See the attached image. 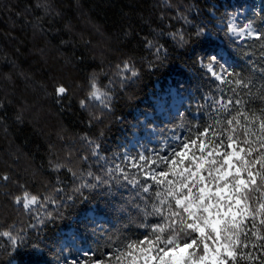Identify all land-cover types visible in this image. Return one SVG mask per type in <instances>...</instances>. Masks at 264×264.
I'll return each mask as SVG.
<instances>
[{
	"label": "trees",
	"instance_id": "trees-1",
	"mask_svg": "<svg viewBox=\"0 0 264 264\" xmlns=\"http://www.w3.org/2000/svg\"><path fill=\"white\" fill-rule=\"evenodd\" d=\"M228 11H235L228 0H0V177H8L0 179V264L9 260L11 264H76L68 257L74 251L67 248L65 253L58 246L60 232L69 226L91 252L78 264L97 260L117 264V256L122 257L119 264H156L160 249L173 247L167 243L174 235L170 225L181 217L171 214L180 212L185 221H192L167 195V181L178 180L176 173L185 167L195 170L198 161L192 155L178 163L161 184L134 174L116 156L134 124L153 112L152 97L167 82L190 91L189 107L166 123L184 133L186 140L199 137L207 143L201 133L209 128L223 130L225 121L233 117L245 125L240 113L249 120L253 114L264 118V40L233 41L211 14L218 21L220 16L227 18ZM246 19L264 32V8ZM219 48L230 58L222 62L223 70L235 74L226 76V81L242 79L248 88L219 82L200 66ZM60 86L67 90L63 95L57 94ZM93 91L99 99L91 95ZM237 98L240 105H232L230 113L222 111L225 101ZM251 128L256 135L245 137L242 128L231 133L238 137L236 151L244 147L241 155L250 170L260 173L259 191L247 201L251 215L241 225L249 240L243 234L240 240L264 245V239L252 235L264 237L260 224L264 210L259 207L264 203V169L254 163L264 157L257 140L259 119ZM246 138L254 142L251 147L256 151L251 155L248 145L241 143ZM221 139L223 146L216 151L231 152L230 141L226 136ZM208 150L194 155L206 156ZM213 158L220 167L222 155ZM240 163L233 159L234 166ZM212 170L205 164L200 174L214 193L224 182L209 180ZM243 176L248 178L246 172ZM144 187L149 191L144 192ZM26 193L38 198L27 209L22 201L15 202ZM217 199L213 195L210 202L216 204ZM220 202L225 210L230 203ZM91 208L106 217L100 228L83 220ZM145 237L144 244L136 243L132 255H126L127 243ZM207 242L211 253L218 245ZM249 250L251 244L243 249ZM193 255L197 260L204 255L202 244ZM166 259L158 264H172ZM234 264L256 262L238 258Z\"/></svg>",
	"mask_w": 264,
	"mask_h": 264
},
{
	"label": "snow or ice",
	"instance_id": "snow-or-ice-1",
	"mask_svg": "<svg viewBox=\"0 0 264 264\" xmlns=\"http://www.w3.org/2000/svg\"><path fill=\"white\" fill-rule=\"evenodd\" d=\"M229 30L237 32L242 38L246 33L248 37H252L255 40H264V32L254 30L251 21L239 28L230 27ZM197 34L199 35L200 33L198 32ZM216 61L217 58L213 56L209 59V62L206 65L209 73L213 77L224 82L234 83L241 88H248L250 86L242 79L226 81V76L235 74L227 73L226 69L223 73L217 72L215 70L217 67ZM125 67L127 68L129 66L125 65ZM66 91V88L63 86L57 88L58 95H63ZM91 95L97 99L100 98L97 91H93ZM241 103V100L238 98L235 100L229 99L222 104V111L230 113L232 111V105H240ZM239 115L244 116V119L247 122L245 125H241L240 120L236 117L227 119L225 121L226 127L223 130L217 131L209 128L201 133V136L207 137V143L199 137L197 139H191L182 144V149L180 151L174 152V156L179 158L178 160L166 158L167 163H171L175 166L178 163H183L187 159L190 148L197 145V143H199V151L201 153H204L206 149H210L207 151L206 156L201 155L195 157L193 154L194 159L198 161L195 164V170L185 167L182 171L176 173L179 177L178 180L167 181L170 186L167 195L175 199V205L182 208L183 212L187 213L192 222L185 221L180 212L172 213V216L181 217L179 221L173 220L170 225V229L174 235L168 238L167 243L173 247H170L167 250L161 248L160 252L167 255L168 253L179 249L180 253L183 254L187 251L188 256L191 257L193 256V252L189 250L198 249L202 244L204 255L200 256L198 260L193 258L192 264H209V262L210 264H229V261H232L234 264L238 258L241 260L253 261L256 262V264H264V260L261 259L264 257V245L251 243L250 241L249 243H244L240 240L241 234H243L245 240H249L248 231H246L245 228H242L241 225L243 224L244 219L251 215V213L248 212L249 205L247 201L252 198L253 191H259L256 187V176H259L260 173H253V171L250 170L251 165L249 161L241 155L246 149L241 147L239 151H236L235 145L238 137L234 138L231 134L236 133L238 129L242 128L245 137L256 135V133L252 131L251 124L259 119V131L261 135L257 136V140L261 141V145L264 147V118L255 117L253 114L252 120H249L247 114L240 113ZM209 131L212 132V136L208 135ZM224 136L230 141L227 143V148L232 149L231 152L220 153L216 151V149L223 146L224 141L221 137ZM241 143L248 145V155H251L253 151H256V149L251 147V144L254 143L253 141L246 138L241 141ZM213 145L215 146L214 148L212 147ZM221 155L222 164L220 167H216L219 161L213 157ZM234 158L241 162L239 166H234ZM139 160L146 161V157L140 156ZM254 163H259L261 168L264 169V157L258 159ZM205 164H208L209 167L213 169L208 173L209 180L216 181L218 185L220 181L224 182L222 187L217 186L214 193L211 192L208 183L205 182L206 177L200 174ZM225 165L227 167H224ZM56 167H59V165H56ZM244 172L247 173V179L243 176ZM213 173H215V175ZM89 175H91V173H89ZM146 175L148 174L146 173ZM159 176L167 178L169 173L166 171H160ZM150 178L154 181L157 180L156 176H151ZM0 179L7 180L8 177L3 176L0 177ZM97 179H99V177H97ZM261 179H264V176H261ZM157 182L162 184L164 183V180H158ZM176 185H179V187L177 188ZM194 188L196 189V192H193ZM184 189L187 190L186 195L182 194V190ZM143 191L148 192L149 188L144 187ZM178 193L180 194L178 195ZM157 195H159V193H157ZM213 195L218 197L216 204L210 202ZM224 199H227L230 202L226 210L224 205L220 202ZM37 200L38 198L36 196L29 197L27 193L24 197L15 198V202L21 203L22 201L23 207L26 209L31 205H35ZM206 200L209 202L205 203ZM232 201H234V204L231 203ZM169 207H171V205ZM259 207L261 210H264V203H261ZM213 209H215V212H213ZM155 211L160 213L161 209L157 208ZM198 212H202L203 214L197 215ZM252 218L255 220V217ZM260 224L264 225V219L260 220ZM252 227L256 228V224L253 223ZM208 230H210V232ZM161 231H163V229H161ZM196 233L199 235L196 238H193ZM222 233L224 236L223 241L221 239ZM5 235H10V233H5ZM252 235L257 236L258 240L264 239V237H259L257 232H252ZM147 239L148 238L145 237L144 240L127 243L125 248L129 251L126 255L131 256L132 253L130 250L135 248L136 243L142 245ZM157 240H159V237H157ZM208 240H212L213 243L218 245L211 253L209 252L210 245L207 242ZM250 244L251 250L247 252L243 251V249H248ZM238 248L241 250L237 251ZM150 250L151 249H148V251ZM168 258L172 261V264H186V258L183 255L176 257L169 256ZM121 259V256L116 257L117 264H119ZM146 259H148V257H146ZM160 259L163 261L164 256H161ZM8 264H11V260H9ZM96 264H105V262L103 260H97Z\"/></svg>",
	"mask_w": 264,
	"mask_h": 264
},
{
	"label": "rangeland",
	"instance_id": "rangeland-1",
	"mask_svg": "<svg viewBox=\"0 0 264 264\" xmlns=\"http://www.w3.org/2000/svg\"><path fill=\"white\" fill-rule=\"evenodd\" d=\"M228 2L233 5L235 11H228V17L224 18L220 16L218 21L217 15H214V13L211 12L212 16L216 18V24L220 28H225L229 37L237 43L251 39L252 37H248L246 33L242 38L237 32L230 31L229 28H239L248 23L249 20L246 19L247 16L249 14L257 13L264 8V0H228ZM237 3L240 5L238 6ZM252 28L256 30L253 23ZM206 34H209V32H206ZM217 56H220L221 61H219ZM215 57L217 58V67L215 70L223 73L222 62L224 60L228 61L230 58L222 48H219V50L216 49ZM206 65L207 63L200 64V66L209 73ZM210 76L219 82L221 81L213 77L211 74ZM187 94H190L189 90L183 91L178 89L170 82H167L163 89L157 90L156 96L152 97L153 112L145 113L143 117L134 124L131 137L123 143V149L120 152V155L116 156L117 161H122L123 165H125L128 170L133 171L134 174L138 173L142 178L152 180L150 177L156 176V181L164 180V177L159 176V172L166 171L169 173V171L175 168L174 165L166 162V158L178 160L179 158L174 156V152L180 151L182 149V144L189 141L186 140L184 133L176 132L177 130L174 126L166 125L172 116L179 113L181 108L189 107ZM198 150L199 143L190 148L187 159L191 158L194 152ZM140 156L146 157V161L139 160ZM146 173L148 175H146ZM82 217L86 223L91 224L92 226L94 225L96 228H100L102 221L106 220L105 215L98 213L94 208L89 209ZM58 246L59 249L65 253H69L67 248L73 250L74 254L72 256L68 255V257L70 261L76 264L82 262L84 255H90L91 253L89 245L83 242V239L77 233V230L72 226H69L67 229L60 232ZM195 250L196 249L189 251H192L194 254ZM180 255L188 257L191 260V264L192 259L195 258L194 255L189 257L187 251L182 254L179 249H176L167 255L165 253H160L156 257L155 263L158 264L160 262L161 256L168 258L169 256L176 257ZM164 262L172 263L169 259H166ZM94 264H96V261Z\"/></svg>",
	"mask_w": 264,
	"mask_h": 264
}]
</instances>
